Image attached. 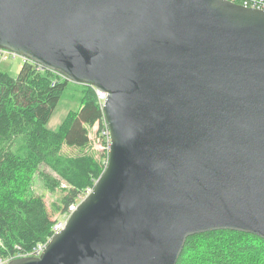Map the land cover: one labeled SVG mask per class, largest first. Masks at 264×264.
<instances>
[{"label":"water","instance_id":"water-1","mask_svg":"<svg viewBox=\"0 0 264 264\" xmlns=\"http://www.w3.org/2000/svg\"><path fill=\"white\" fill-rule=\"evenodd\" d=\"M0 50L93 86V188L39 256L176 264L188 236L264 239V9L233 0H0Z\"/></svg>","mask_w":264,"mask_h":264},{"label":"trees","instance_id":"trees-1","mask_svg":"<svg viewBox=\"0 0 264 264\" xmlns=\"http://www.w3.org/2000/svg\"><path fill=\"white\" fill-rule=\"evenodd\" d=\"M68 88L79 92V106L51 130L46 123ZM102 120L93 86L72 82L26 59L16 76L0 69V257L46 241L52 234L54 214L93 186L106 165L107 153L66 154L63 147L87 146L89 127ZM36 174L49 190L65 183L55 209L31 190ZM176 264H264V239L229 229L193 234L187 237Z\"/></svg>","mask_w":264,"mask_h":264},{"label":"rangeland","instance_id":"rangeland-1","mask_svg":"<svg viewBox=\"0 0 264 264\" xmlns=\"http://www.w3.org/2000/svg\"><path fill=\"white\" fill-rule=\"evenodd\" d=\"M25 58L20 55H13L12 53L0 54V69L7 72L11 76H16L20 70V67L24 63ZM79 106V92L74 89H66L60 100L58 101L52 115L46 123V126L54 130L58 127L62 119L66 116L69 110H75ZM102 124L96 123L89 127L90 143L80 148L76 147H63V152L68 154H79L83 152H93L96 156L101 153L103 156L106 155L105 140L101 134ZM108 155V153H107ZM107 162V161H106ZM45 169V167H44ZM63 183V182H62ZM65 183L61 184L54 190L47 189L38 174L33 177L31 184V190L34 193L40 194L44 197V200L49 209H55L60 205V198L63 195V187ZM61 209L54 214V217L60 216Z\"/></svg>","mask_w":264,"mask_h":264},{"label":"built area","instance_id":"built-area-1","mask_svg":"<svg viewBox=\"0 0 264 264\" xmlns=\"http://www.w3.org/2000/svg\"><path fill=\"white\" fill-rule=\"evenodd\" d=\"M242 4L246 5V6H249V7L264 9V2H262L261 0L260 1H257V0H244V3H242ZM4 53H12L13 55H17L15 53L7 51V50H0V54H4ZM95 92H96V95H97V97L99 99L100 105H102V102H103V100H104V98L106 96V93L104 91L97 90V89H95ZM101 124H102L101 134L104 137V140H105L104 145H105V149H106V151L108 153V150H109V147H110L111 137H110V129H109L108 123L106 122L104 116H103V120H102ZM92 188H93V186H88L84 190L79 192V194L77 195L75 200L68 204V206L60 213L59 217H56V219L54 220V223L52 224V227H51L52 234L46 241L38 242L31 249H29L27 251L14 252V253L9 254V255L1 256L0 257V264H5L8 261H10L11 259L16 258V257L39 256L42 253V251L44 250V248L47 245V243L50 240V238L54 234L58 233L61 229L64 228V226L66 225V222H67L70 214L76 208L77 203L82 198H84L88 193H90Z\"/></svg>","mask_w":264,"mask_h":264}]
</instances>
